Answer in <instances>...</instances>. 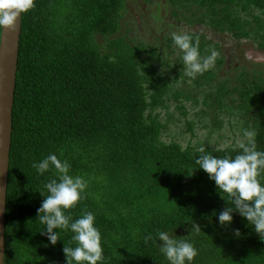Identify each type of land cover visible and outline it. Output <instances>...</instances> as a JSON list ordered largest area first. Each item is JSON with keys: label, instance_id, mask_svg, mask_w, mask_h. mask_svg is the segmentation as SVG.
<instances>
[{"label": "trees", "instance_id": "16d2710c", "mask_svg": "<svg viewBox=\"0 0 264 264\" xmlns=\"http://www.w3.org/2000/svg\"><path fill=\"white\" fill-rule=\"evenodd\" d=\"M129 4L136 17L127 15ZM172 21L229 33L264 52V0H35L22 14L4 264H66L63 248L75 246L73 233L58 229L61 239L50 244L37 220L40 192L48 195L45 184L57 174L51 168L41 175L32 164L52 153L87 181L83 198L65 214L95 215L103 264H168L159 238L144 242L158 231L192 242L194 264H264V240L238 211L230 225L219 224V213L231 206L227 194L195 164L201 147L223 157L235 156L237 145L184 146L163 138L178 121L169 112L174 103L187 115L188 106L227 110L230 100L244 119L242 132L254 129L257 149L264 150V65L241 66L213 83L224 54L193 31L187 34L199 39L202 56L212 48L219 55L209 71L186 77L169 50ZM181 77L195 92L176 85ZM186 122L185 132L193 133V122Z\"/></svg>", "mask_w": 264, "mask_h": 264}, {"label": "clouds", "instance_id": "9594fccd", "mask_svg": "<svg viewBox=\"0 0 264 264\" xmlns=\"http://www.w3.org/2000/svg\"><path fill=\"white\" fill-rule=\"evenodd\" d=\"M34 7L35 0H0V28L14 29L18 18ZM171 40L186 77L195 79L214 67L219 55L214 48L209 50L210 54L202 56L199 39L180 31L173 32ZM255 135L254 129H243V138L237 144L240 151L235 156H216L201 147L195 164L215 182L220 193L227 194V199L223 198L231 206L219 213V224L230 225L233 221L232 213L238 211L264 240V150L257 149ZM32 167L41 175L51 168L57 174L56 178L45 184L48 195L40 192L45 197L37 210V220L45 225V230L41 233L47 236L52 245L61 239L59 232L54 229L70 230L73 233L71 239L75 246L65 245L63 248L66 264H103L104 250L101 233L95 226V215L85 211L73 220L70 215L65 214L83 198L87 181L83 176L70 174V163L59 159L55 153L39 162H33ZM188 171L191 174L193 169ZM235 234L240 235L239 229L235 230ZM157 238L162 241L159 250L168 264H194L198 249L192 242L176 239L167 231H158L155 236L148 234L144 236V242L156 243Z\"/></svg>", "mask_w": 264, "mask_h": 264}, {"label": "rangeland", "instance_id": "374dc122", "mask_svg": "<svg viewBox=\"0 0 264 264\" xmlns=\"http://www.w3.org/2000/svg\"><path fill=\"white\" fill-rule=\"evenodd\" d=\"M127 7L129 9L127 15L130 17L132 15L136 17V7H133L131 4H129ZM147 23V21L143 22V24ZM143 24L141 26H143ZM159 33L161 34L162 31H159ZM219 40L223 43L226 39H224V37H221L219 38ZM259 56L260 59L257 58L259 61L264 59V54H260ZM244 64L248 65V63ZM218 74L219 77H225L227 75V69L223 66V68L220 69ZM188 82L189 79L183 80L181 78V82L178 81L176 85L182 86L183 84L185 86ZM209 101L211 100L209 99ZM174 104L171 105V107L169 108V112L174 117H176L178 121H175L174 124H171L169 126V129L171 130L173 135L169 134L167 130L163 134V138H167L168 135V140L170 138L176 139L184 146H186L187 144L198 145L199 143H201L203 145H209L212 147H225L229 144L237 145L238 142L241 140L240 138L242 137L240 133L242 132V128L245 126V122L243 118H238V116L232 115L233 113L237 112L236 108H231L230 110L229 107L226 106L228 107L227 110H225V108L223 107V110L218 111L216 108L207 107L205 105L204 108H202L203 105L188 106V114L183 115L180 107H177V105ZM199 110H204L206 114L202 115V117L196 116V113ZM162 116V120H164V117L166 116L165 112H163ZM187 119L193 122V133L185 132V128L187 126Z\"/></svg>", "mask_w": 264, "mask_h": 264}, {"label": "water", "instance_id": "95a60500", "mask_svg": "<svg viewBox=\"0 0 264 264\" xmlns=\"http://www.w3.org/2000/svg\"><path fill=\"white\" fill-rule=\"evenodd\" d=\"M21 18L14 29L0 31V264H4L6 195Z\"/></svg>", "mask_w": 264, "mask_h": 264}, {"label": "flooded vegetation", "instance_id": "af4514ba", "mask_svg": "<svg viewBox=\"0 0 264 264\" xmlns=\"http://www.w3.org/2000/svg\"><path fill=\"white\" fill-rule=\"evenodd\" d=\"M140 23H141V21L139 20L138 21L139 26L142 25V23L141 24ZM177 27L179 29H176ZM168 31H169V37L171 36V34L173 32H176V31H180V32H184V33L193 32V31H202V33L206 34L208 39L219 44V46L222 49V54H224V62L222 64L221 68L217 69V71H216L218 80L213 79V83H217L219 81L218 72L220 71V69L223 68V66L227 69V75L223 78H226V77L231 78V76H229V75H232L233 73H235L236 69L241 67V66H245L247 69L249 67H256L258 65H261L260 63H262V65H264V59L260 60V61L257 59V58L260 59L259 55L264 54V52L260 53L258 51V49L257 50L254 49L253 45L248 43L247 40L242 42L240 40L235 39L229 33H218V32H216V30H213V29H211L207 26H204V25H198V24L191 25V24L181 22V21H172V27H169ZM221 37H224V39H226L225 42L222 43L219 40V38H221ZM216 38H218V39H216ZM165 44L168 47V41H166ZM170 49H173L175 51V54H172V56H171V58L173 60V65H175V64L180 65L179 61L176 60V57H175V55H177V50L175 49L174 45L171 44V46H169V50ZM244 63H248V65H245ZM173 76L174 75L172 73L171 77L173 78ZM170 80L172 81L171 78H170ZM192 85H193V82L190 81V79H189V82L187 83V85H185V88L187 87L188 89H192L191 88ZM233 85H234V82L229 83V87H232ZM192 91L195 92L194 89H192ZM231 104L232 103L229 100V105H226V106H228L229 109H231L232 108ZM232 115L238 116V112L233 113ZM239 117H240V115H239ZM241 118H243V117H241Z\"/></svg>", "mask_w": 264, "mask_h": 264}]
</instances>
